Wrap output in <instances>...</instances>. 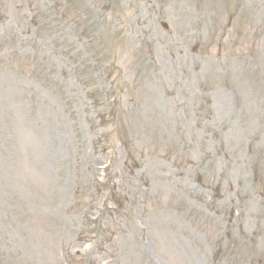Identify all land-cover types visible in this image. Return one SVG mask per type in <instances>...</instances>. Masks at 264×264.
Here are the masks:
<instances>
[{
    "label": "rangeland",
    "instance_id": "374dc122",
    "mask_svg": "<svg viewBox=\"0 0 264 264\" xmlns=\"http://www.w3.org/2000/svg\"><path fill=\"white\" fill-rule=\"evenodd\" d=\"M0 264H264V0H0Z\"/></svg>",
    "mask_w": 264,
    "mask_h": 264
}]
</instances>
